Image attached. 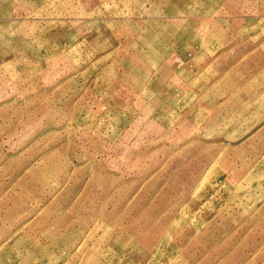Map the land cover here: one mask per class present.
I'll use <instances>...</instances> for the list:
<instances>
[{"label":"rangeland","instance_id":"obj_1","mask_svg":"<svg viewBox=\"0 0 264 264\" xmlns=\"http://www.w3.org/2000/svg\"><path fill=\"white\" fill-rule=\"evenodd\" d=\"M252 2L0 0V264H264V112L185 16Z\"/></svg>","mask_w":264,"mask_h":264},{"label":"crops","instance_id":"obj_2","mask_svg":"<svg viewBox=\"0 0 264 264\" xmlns=\"http://www.w3.org/2000/svg\"><path fill=\"white\" fill-rule=\"evenodd\" d=\"M253 1V0H252ZM264 1V0H261ZM264 5V4H263ZM228 14L230 17V23L226 24L227 27H224L225 24L222 22L223 15ZM187 19H193L192 17H197V29L199 32H207L209 33H217L219 30H227V33L231 34L226 39H218L216 43L217 50L215 51L214 55L216 56L214 62L215 63H228L232 64V71L234 72V82L236 80L237 84V96H242L243 100L241 104L243 105L245 101H247L246 106L243 107L240 106L236 112L238 115L241 116H249V115H255L260 110L261 112H264V71L262 76L263 86L260 88L257 83H255V73L252 71L251 68L242 67V65L249 64L248 62L251 60L252 57H254V54L257 52H260L262 55V68L261 70H264V37L260 39V42H256L254 39V34L256 32H259L264 28V6H257L255 7L254 3L252 2V5L249 9L240 10L238 8L231 9L229 13H224L222 9H216V12L214 13L212 18V21L216 22L219 20V23L216 24L214 27L211 25H208L207 21L208 16L207 14H203L198 11V13H191L190 15H185ZM189 23V22H188ZM222 23V25H220ZM187 26V25H186ZM190 28L192 29V23L190 22ZM209 26V28H208ZM239 30L242 32L246 30H250L248 35H246V39H237L238 37H234L235 33H238ZM264 35V34H263ZM218 44V46H217ZM206 41H202L200 48L205 47ZM213 47V44H212ZM245 47V50H242V48ZM210 56V54H207V57ZM175 56H173L174 58ZM189 62H193L191 59ZM253 62V60H252ZM259 78V74L257 75ZM235 95V91H234ZM262 96V108L256 109L249 106V104H254L259 99L258 97ZM239 106V104H238ZM234 113H235V107H234ZM264 117V114L263 116ZM253 127L258 126L257 124H253Z\"/></svg>","mask_w":264,"mask_h":264}]
</instances>
